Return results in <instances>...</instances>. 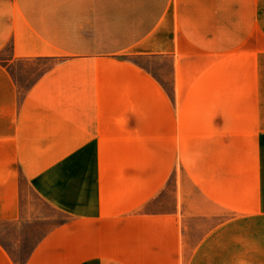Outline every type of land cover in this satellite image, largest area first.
Instances as JSON below:
<instances>
[{"label":"crops","instance_id":"1","mask_svg":"<svg viewBox=\"0 0 264 264\" xmlns=\"http://www.w3.org/2000/svg\"><path fill=\"white\" fill-rule=\"evenodd\" d=\"M236 3L0 0V162L19 166L40 198L72 217L47 233L25 264L74 223L92 164L135 165L152 156L169 163V172L209 181L197 186L208 196L262 213L264 0ZM242 29L245 78L237 94L221 90L208 72L222 52V70L233 71ZM140 57L172 60L171 91ZM37 60L50 64L20 89L13 69ZM234 78L228 74L227 85ZM3 170L0 220H14L18 184ZM0 264L17 261L0 247Z\"/></svg>","mask_w":264,"mask_h":264},{"label":"rangeland","instance_id":"2","mask_svg":"<svg viewBox=\"0 0 264 264\" xmlns=\"http://www.w3.org/2000/svg\"><path fill=\"white\" fill-rule=\"evenodd\" d=\"M225 39L220 38L221 45ZM243 40L242 29L232 56L236 62L232 72L222 70L228 63L223 61L224 52L214 56L220 63L208 74L219 79L221 90L229 86L237 94L244 91ZM135 60L171 91L170 58ZM49 64L37 60L14 68L20 89L30 86ZM228 74L236 77L230 85ZM142 160L135 165L92 164L90 178L82 181L83 189L77 194L80 209L74 212V223L57 232L31 264H264V210L252 213L242 204H230L229 196H208L207 189L197 186L209 181L202 182L191 173L169 172V163L152 162V156ZM44 166L53 172V165ZM0 169L7 178L16 179L20 194V216L0 220V247L17 264H25L43 237L72 217L40 198L19 166L0 162ZM64 187L68 189L69 184Z\"/></svg>","mask_w":264,"mask_h":264},{"label":"trees","instance_id":"3","mask_svg":"<svg viewBox=\"0 0 264 264\" xmlns=\"http://www.w3.org/2000/svg\"><path fill=\"white\" fill-rule=\"evenodd\" d=\"M61 213H62V212H61ZM63 214H64V213H63ZM65 215H66V214H65ZM67 216H68V215H67ZM66 222H68V221H64V222H62V224H63V223H66Z\"/></svg>","mask_w":264,"mask_h":264}]
</instances>
